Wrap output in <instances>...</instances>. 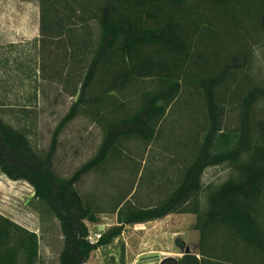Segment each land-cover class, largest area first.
Masks as SVG:
<instances>
[{
    "label": "trees",
    "instance_id": "1",
    "mask_svg": "<svg viewBox=\"0 0 264 264\" xmlns=\"http://www.w3.org/2000/svg\"><path fill=\"white\" fill-rule=\"evenodd\" d=\"M220 14L228 21H219ZM204 30L234 36L236 50L209 48ZM40 34L43 46L59 43L63 66L55 76L77 99L45 152L0 115V169L31 184L39 211L60 221V264H88L98 245L112 242L126 224L173 213L196 216L200 250L163 264H264V118L257 120L264 82L251 75L255 47L264 46V0H40ZM229 102L237 104L239 119L230 129L224 126ZM174 115L183 119L179 130ZM78 116L99 124L102 140L62 177L53 167L58 137ZM154 143L166 153L163 165L151 160L139 187L135 177L111 208L78 190L87 175L108 178L126 163L135 168V157L139 167ZM222 164L237 166L242 176L211 191L203 207V173ZM143 170L136 167V176ZM143 182L162 198L134 201ZM103 212L116 213L117 224L91 243L87 221L99 223ZM39 251L37 232L0 213V264H36Z\"/></svg>",
    "mask_w": 264,
    "mask_h": 264
},
{
    "label": "rangeland",
    "instance_id": "2",
    "mask_svg": "<svg viewBox=\"0 0 264 264\" xmlns=\"http://www.w3.org/2000/svg\"><path fill=\"white\" fill-rule=\"evenodd\" d=\"M235 8L242 10V7ZM220 18L223 23L228 21L226 15L220 14ZM89 26L94 33L98 32L94 20L89 22ZM40 35V0H0V115L24 131L36 150L45 152L51 146L57 125L77 96L69 95L66 84L55 76V70H61L63 66L59 43L55 40L43 46ZM203 39L209 48L219 46V51L224 53L236 50L234 36L204 30ZM255 48L251 75L264 82V46L260 44ZM63 70L66 73V69ZM236 107V103H227L224 126L228 129L238 126ZM259 110L257 120L264 118V101L260 103ZM179 115L171 118L178 130L183 123ZM102 136L101 126L89 118L78 116L72 120L58 137L53 157L54 170L62 177H70L96 153ZM135 145L131 143L130 148L142 152L141 146ZM164 156L163 147L154 143L147 148L143 156L145 161H141L139 166L141 170L145 169L137 176L135 171L136 167L139 168L140 157H135V168L126 163L127 167L114 170L108 178L96 173L87 175L77 188L83 196L102 201L105 209L111 208L109 204L119 191L124 190L135 177L137 189L141 174L149 173L151 160L160 166ZM241 176L240 169L229 164L206 168L201 193L203 207H206L211 191L224 181L240 179ZM162 196L163 192L155 190V186L149 187L143 182L135 197L131 198L146 204L157 202ZM40 204L31 184L25 180H12L0 169V213L37 232L40 256L36 264H60L59 255L64 244L60 221L51 213L40 212ZM99 216V223L87 221L89 233H104L117 224L116 213L103 212ZM195 219L192 213H173L162 219L126 224L123 232L112 242L98 245L87 263L163 264L170 259H179L187 249L190 253H198L200 233L194 227Z\"/></svg>",
    "mask_w": 264,
    "mask_h": 264
},
{
    "label": "built area",
    "instance_id": "3",
    "mask_svg": "<svg viewBox=\"0 0 264 264\" xmlns=\"http://www.w3.org/2000/svg\"><path fill=\"white\" fill-rule=\"evenodd\" d=\"M102 232H96V233H89L87 239L91 242V243H97L99 241V239L102 236Z\"/></svg>",
    "mask_w": 264,
    "mask_h": 264
},
{
    "label": "water",
    "instance_id": "4",
    "mask_svg": "<svg viewBox=\"0 0 264 264\" xmlns=\"http://www.w3.org/2000/svg\"><path fill=\"white\" fill-rule=\"evenodd\" d=\"M186 252L188 253L189 252V249H187Z\"/></svg>",
    "mask_w": 264,
    "mask_h": 264
}]
</instances>
